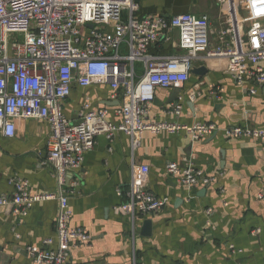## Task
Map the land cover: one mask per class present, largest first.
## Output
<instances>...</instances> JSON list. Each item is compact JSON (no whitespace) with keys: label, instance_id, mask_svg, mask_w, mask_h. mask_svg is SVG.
<instances>
[{"label":"crops","instance_id":"obj_1","mask_svg":"<svg viewBox=\"0 0 264 264\" xmlns=\"http://www.w3.org/2000/svg\"><path fill=\"white\" fill-rule=\"evenodd\" d=\"M136 1L137 18L206 15L215 30L231 14L240 21L245 13L243 0ZM237 28L243 34L246 26ZM173 35L162 38L151 51L179 53L177 32ZM216 36V32L211 34L213 41ZM195 66L206 71L192 72L181 89L156 91L147 121L213 122L220 131L199 141L185 131H146L135 150L124 132H118L113 142L99 136L81 169L68 174L70 224L86 229L91 236L88 243L72 246L68 264H264V199L260 198L264 194V143L225 134L226 128L243 124L264 127V85H255L257 93H251L254 84L238 85L229 64L216 58L201 56ZM210 85L222 86L224 91L212 94ZM111 93L107 84H74L64 111L75 117L89 99L95 105L108 106L109 120L119 124V102L111 100ZM178 103L182 105L180 114H171V107ZM50 133V124L35 118L16 119L13 137L0 129V195L12 194L13 181L18 178L25 179L34 194L55 193L56 178L46 161ZM170 161L190 162L215 181L197 187L178 184L166 170ZM135 164L149 165L148 188L168 198L161 212L134 217L118 211L128 200ZM58 207L57 200H44L21 217L10 207L0 206V264H34L27 247L42 246L49 237L56 240ZM147 219L152 220L151 231L144 235Z\"/></svg>","mask_w":264,"mask_h":264},{"label":"built area","instance_id":"obj_2","mask_svg":"<svg viewBox=\"0 0 264 264\" xmlns=\"http://www.w3.org/2000/svg\"><path fill=\"white\" fill-rule=\"evenodd\" d=\"M243 2L241 20L231 14L215 30L206 15L137 18L136 0H0V129L13 137L19 118L42 119L51 127L46 161L56 178L55 193L34 194L28 182L18 178L13 181L12 194L0 195V206L10 207L21 217L37 202L58 201L56 245L49 237L42 246H28L34 264H68L72 246L90 241L86 229L70 224L72 190L68 174L81 169L99 136L113 142L118 132H124L135 150L146 131H185L195 141L220 131L213 122H148L149 104L159 88L181 89L201 56L226 61L238 85L254 84L250 90L253 94L258 90L255 85H264V0ZM239 24L246 26L243 34L238 31ZM175 31L179 53L159 55L151 51L162 38H172ZM215 32L213 41L211 34ZM99 83L109 85L111 100L119 102V124L109 120L108 106L95 105L89 99L75 117L64 111L74 84L89 87ZM209 87L212 94L224 91L222 86ZM195 96L192 92L191 97ZM181 109L178 103L170 113L178 115ZM225 134L264 143V127L243 124L226 128ZM166 170L183 186H207L215 181L186 161H170ZM149 174L147 164L132 167L128 200L118 211L145 216L168 205L167 197L148 188ZM260 198L264 199V194ZM230 248L234 250L233 245Z\"/></svg>","mask_w":264,"mask_h":264},{"label":"water","instance_id":"obj_3","mask_svg":"<svg viewBox=\"0 0 264 264\" xmlns=\"http://www.w3.org/2000/svg\"><path fill=\"white\" fill-rule=\"evenodd\" d=\"M206 71V68L205 67H200V68H194L193 69V73H199V74H202ZM151 224H152V220L150 219H147L145 222H144V230H143V234L144 235H149L150 234V231H151Z\"/></svg>","mask_w":264,"mask_h":264}]
</instances>
